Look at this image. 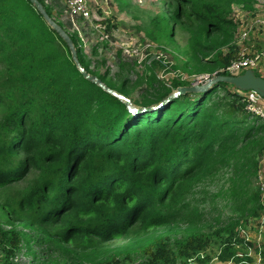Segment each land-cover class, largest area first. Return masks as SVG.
I'll list each match as a JSON object with an SVG mask.
<instances>
[{
  "label": "trees",
  "instance_id": "obj_1",
  "mask_svg": "<svg viewBox=\"0 0 264 264\" xmlns=\"http://www.w3.org/2000/svg\"><path fill=\"white\" fill-rule=\"evenodd\" d=\"M180 3L174 15L205 21L207 32L232 22L210 3ZM34 4L0 0V188L36 172L3 202L30 232L0 223L1 246L16 249L27 237L45 246L52 262L77 264V250L161 227L184 229L177 241L181 254L215 244L198 232L209 218L188 195L194 183L224 167L243 181L251 169L241 164L251 147L264 143V127L247 122L237 105L241 97L224 82L171 97V89H156L152 77L148 84L159 91L154 100L145 96L131 105L120 96L128 94L129 81L118 82L114 93L87 77L71 45ZM45 12L51 15L52 8ZM77 53L88 70L81 47ZM223 60L226 66L232 61ZM98 79L105 82L106 74ZM220 89L225 94L215 95ZM229 229L218 231L217 239L225 230L231 241ZM224 253L228 258L235 250L229 245Z\"/></svg>",
  "mask_w": 264,
  "mask_h": 264
},
{
  "label": "rangeland",
  "instance_id": "obj_2",
  "mask_svg": "<svg viewBox=\"0 0 264 264\" xmlns=\"http://www.w3.org/2000/svg\"><path fill=\"white\" fill-rule=\"evenodd\" d=\"M87 1L91 20L71 15L67 0H35L34 5L44 13L50 27L60 28V35L72 47L74 62L87 77L114 93L118 91L113 86L123 79L129 81L128 94L120 96L131 105H136L135 101L142 103L145 96L154 100L159 92L154 87L171 89L170 96L175 97L176 82L180 87L204 84L227 67L223 58L231 57L232 63L243 52L264 51V26L256 23L264 14V0H200L220 8L232 21L219 31L209 32L205 21L174 15L180 0ZM47 7L52 8L51 15L45 12ZM249 28L252 29L245 40L242 33ZM78 47L88 60V70L78 59ZM128 49L135 51L134 55ZM99 74H106L107 80L101 82ZM152 77L157 78L154 87L148 84ZM228 88L241 97L237 105L247 115V122L264 127V98L232 85ZM218 93L224 91L220 89L215 95ZM22 156L18 154L15 160ZM241 165L251 169L243 181L237 175L232 177L231 170L224 167L216 175L194 183L188 195L189 201L199 205L209 218L198 232L214 237L215 244L181 254L177 241L183 240L184 229L161 227L107 241L93 249L77 250V264H264V143L251 147ZM35 176L36 172L31 171L25 179L0 188V223L6 229L30 232L26 224L12 220L3 202L9 194L25 189ZM59 224L49 228L56 229ZM229 226L233 239L228 241L225 230V237L217 239V232ZM226 241L228 244H222ZM229 245L235 254L224 258V249ZM13 247L9 243L5 249L0 244V264H63L52 262L50 255L43 252L45 246L39 247L27 237L18 248ZM159 247L166 251L153 258L150 254Z\"/></svg>",
  "mask_w": 264,
  "mask_h": 264
},
{
  "label": "built area",
  "instance_id": "obj_3",
  "mask_svg": "<svg viewBox=\"0 0 264 264\" xmlns=\"http://www.w3.org/2000/svg\"><path fill=\"white\" fill-rule=\"evenodd\" d=\"M67 3H68V11L71 13V15L73 16L79 15L85 20H91L92 18L91 8L87 0H67ZM256 23L258 27L264 26V14L258 17V19L256 20ZM251 29L252 28H249L243 31L242 33L243 39L248 40V35ZM252 47H254V45H252ZM127 52L130 55H134L135 53V51H132L129 49L127 50ZM248 69L254 70L257 75L264 78V51L253 50V51L246 52V53L243 52L241 58L233 61L230 65L224 68V70H222L220 74L239 75V74L244 73ZM241 92H247V91H241ZM258 96L261 97L260 95ZM252 108L254 110V107Z\"/></svg>",
  "mask_w": 264,
  "mask_h": 264
},
{
  "label": "water",
  "instance_id": "obj_4",
  "mask_svg": "<svg viewBox=\"0 0 264 264\" xmlns=\"http://www.w3.org/2000/svg\"><path fill=\"white\" fill-rule=\"evenodd\" d=\"M33 1L35 2V0ZM36 5L39 6L40 3L36 2ZM60 31L61 30H59V32ZM67 40L70 41V39ZM74 55L76 54L74 53ZM223 82L232 85L241 91H254L262 98H264V78L257 75L252 69H248L244 73L239 75L219 74L201 85L179 87L177 89V93L179 95L186 92H204Z\"/></svg>",
  "mask_w": 264,
  "mask_h": 264
}]
</instances>
